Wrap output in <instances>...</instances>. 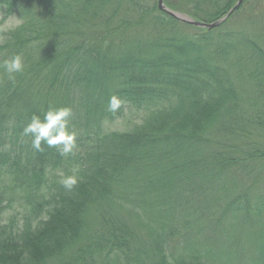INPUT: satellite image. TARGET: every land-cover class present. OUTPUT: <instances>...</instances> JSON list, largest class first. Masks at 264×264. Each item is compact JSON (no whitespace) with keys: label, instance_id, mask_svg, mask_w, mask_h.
Segmentation results:
<instances>
[{"label":"trees","instance_id":"16d2710c","mask_svg":"<svg viewBox=\"0 0 264 264\" xmlns=\"http://www.w3.org/2000/svg\"><path fill=\"white\" fill-rule=\"evenodd\" d=\"M235 2L163 0L206 23ZM236 11L208 30L157 0H0V62L25 60L0 69V264H264V0ZM49 106L73 109L66 157L23 135Z\"/></svg>","mask_w":264,"mask_h":264},{"label":"clouds","instance_id":"9594fccd","mask_svg":"<svg viewBox=\"0 0 264 264\" xmlns=\"http://www.w3.org/2000/svg\"><path fill=\"white\" fill-rule=\"evenodd\" d=\"M20 26V21L10 24L7 30H14ZM0 69L7 75L8 79L15 80L16 74L23 73L25 60L22 54H14L0 62ZM123 101L117 95H112L108 101V110L116 112ZM73 109L70 106H49L43 111V115L34 113L29 122L24 126V136L31 137V144L37 151L42 150V144L49 148L55 147L59 155L66 157L73 153L77 147V133L71 129ZM79 169L74 167L72 174L61 173L60 183L71 191L79 182Z\"/></svg>","mask_w":264,"mask_h":264},{"label":"rangeland","instance_id":"374dc122","mask_svg":"<svg viewBox=\"0 0 264 264\" xmlns=\"http://www.w3.org/2000/svg\"><path fill=\"white\" fill-rule=\"evenodd\" d=\"M237 1V0H236ZM244 1V0H243ZM242 1V3H243ZM236 3V2H235ZM241 3V4H242ZM240 4V6H241ZM239 6V7H240ZM239 7L236 9L238 10ZM234 10L223 22H221L218 26H220L221 24L225 23L226 20L236 11ZM238 13V20H240L241 22L240 23H243V24H246V23H250L252 22V20L254 19V14L252 13L251 10H248L247 13H240L238 11H236ZM264 14V12H263ZM251 15V16H250ZM1 13H0V39H1V33L2 32H5L7 31L8 29V26L10 24H14L15 22L19 21L16 17L14 16H11V17H8L7 19H4L3 21L1 20ZM262 15L261 14H258L257 18H261ZM201 27V26H199ZM203 28H207V27H203ZM208 30H210L209 28H207ZM136 121H139V112H132V113H126L124 115L123 118H120V119H117L115 122H113L112 124H109V127H111L112 129H118V130H124V129H127L129 127V125L132 123V122H136ZM14 209H12L13 212H17V219L21 220V210H20V207H19V204L15 203L14 204ZM7 214H11L10 212H7Z\"/></svg>","mask_w":264,"mask_h":264},{"label":"water","instance_id":"95a60500","mask_svg":"<svg viewBox=\"0 0 264 264\" xmlns=\"http://www.w3.org/2000/svg\"><path fill=\"white\" fill-rule=\"evenodd\" d=\"M242 1L243 0H237L236 3L229 9V11L222 18L216 20L215 22H211V23L198 21V20L192 19L191 17H189V16H187L181 12L171 10L164 5L163 0H157V4H158V8L160 10H163L168 15H170V16H172V17H174V18H176L182 22L189 23V24L196 25V26L207 27V28L211 29V28L218 26L221 22H223L234 10H236L240 6Z\"/></svg>","mask_w":264,"mask_h":264}]
</instances>
